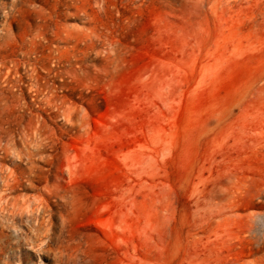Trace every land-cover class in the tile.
Returning <instances> with one entry per match:
<instances>
[{"label":"rangeland","instance_id":"1","mask_svg":"<svg viewBox=\"0 0 264 264\" xmlns=\"http://www.w3.org/2000/svg\"><path fill=\"white\" fill-rule=\"evenodd\" d=\"M6 176L0 264H264V0H0Z\"/></svg>","mask_w":264,"mask_h":264},{"label":"bare ground","instance_id":"2","mask_svg":"<svg viewBox=\"0 0 264 264\" xmlns=\"http://www.w3.org/2000/svg\"><path fill=\"white\" fill-rule=\"evenodd\" d=\"M16 176V175H15ZM11 177V176H10ZM15 178V177H14ZM12 179H13V176H12ZM16 179V178H15ZM4 180H5V188H4V190H3V193L2 194H0V207L2 208V209H6L9 205H11L12 206V208H14L15 207V205L16 204H14V203H11L10 202V200H11V198H9V195L11 194V192L13 191V183L12 184H10L11 182H10V178H8L7 176L4 178ZM17 180V179H16ZM15 180V181H16ZM13 182V181H12ZM16 188V187H15ZM14 200H15V198H14ZM20 204V203H19ZM26 204V202L25 201H23L22 202V204H21V206H20V209L21 210H24V209H26V208H23V206ZM18 205V204H17ZM39 208V207H38ZM44 211V209L42 210V212ZM40 219H41V217H39ZM6 235L4 234V229H0V247H1V245L3 244V242H2V239L5 237Z\"/></svg>","mask_w":264,"mask_h":264}]
</instances>
